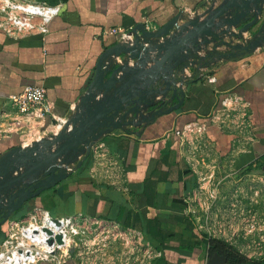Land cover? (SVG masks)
Masks as SVG:
<instances>
[{
    "label": "crops",
    "instance_id": "obj_1",
    "mask_svg": "<svg viewBox=\"0 0 264 264\" xmlns=\"http://www.w3.org/2000/svg\"><path fill=\"white\" fill-rule=\"evenodd\" d=\"M36 1L61 5L60 14L51 21L45 36L13 39L0 29V158L14 148L27 150L36 143L52 141L66 126L69 133L71 120L81 113L79 107L83 109L80 101L88 92L100 57L119 42L123 32L132 33L146 20L158 30L176 16H180L179 26L191 21L203 23L227 2ZM260 7L257 24L247 32L249 38L264 27V0ZM254 14L238 27L216 26L214 33H224L220 41L198 37L194 43L196 59L203 60L214 52L230 53L232 47L239 45L237 38ZM192 31L193 27H187L185 36ZM159 43L153 41L148 46L153 48ZM234 53L217 66L203 67L205 74L215 76L216 84L200 81L185 86L184 103L178 110L147 124L139 118L141 123L137 125L107 133L81 168L77 166L85 153L80 159L69 160L67 165L75 166V171L66 180L25 203L0 227V247L10 221L26 220L35 208H41L54 217L83 213L136 228L162 253L154 264H207L208 242L186 212L188 196L196 185L190 147L203 145L205 148L200 147L196 154L209 153L224 172L228 167L234 178L264 163V44L253 51ZM163 56L150 54L144 68L157 69ZM120 60L122 63L117 66L127 62L131 69L143 68L138 60H129L126 55ZM196 69L200 67H193L191 77L185 81L192 78ZM182 74L183 70L178 73L180 79ZM30 86L43 87L51 106L50 113L38 122L22 117L8 101L9 96ZM228 94L243 98L247 117L243 123L242 115L236 116L230 127H223L221 122L228 119H217L216 110ZM171 96L172 93L157 96L155 102L169 99L167 106L171 107L178 103ZM156 104L159 103L144 113L145 117L157 111ZM133 118L131 115L128 120ZM195 123H205L207 127L200 142L193 145L182 132ZM97 148L101 156L96 155Z\"/></svg>",
    "mask_w": 264,
    "mask_h": 264
},
{
    "label": "water",
    "instance_id": "obj_2",
    "mask_svg": "<svg viewBox=\"0 0 264 264\" xmlns=\"http://www.w3.org/2000/svg\"><path fill=\"white\" fill-rule=\"evenodd\" d=\"M261 3L262 0H227L223 6L212 12L205 22L191 21L186 26L178 25L180 16H176L156 31H147L144 24H139L132 31L133 46H124L118 42L106 50L98 61L87 94L80 101L83 109L80 108L81 113L71 120L72 127L69 133H66L69 126H66L65 131L53 137L52 141L36 143L27 150L14 148L1 156L0 227L5 225L25 203L66 180L71 174L67 172L66 166H69L67 162L85 153L83 160L77 166L81 168L83 161L91 155L94 146L107 133L139 124L141 123L139 118L147 124L155 121L157 117L178 110L184 103L185 92L178 90L175 87L176 83L175 88H172L171 78L166 72L167 70L174 72L173 60L183 58L180 55L181 48L189 43L194 45L200 36L213 37L216 34L213 32L216 26L238 27L255 13L253 20L242 28L243 32H248L258 22L256 13L262 12ZM219 19L221 21L217 24L216 21ZM187 27H193V31L185 36ZM172 33L178 35L175 41L156 46L158 55L164 54L157 69H145L150 53L155 48L146 45L165 39ZM219 34L224 36V33ZM258 34L261 36L257 37ZM258 34L248 45L235 46L230 57L235 55L234 52L253 51L264 44V36H262L264 33ZM122 55L128 56L132 61L138 60L143 68L131 69L127 62L118 66L111 63L105 68L107 61ZM97 93H102L103 96L97 99ZM169 93H172L171 99L177 100V104L157 110L150 117L144 116L146 111L154 107L157 96H165ZM131 115L134 118L128 120ZM226 263L227 259L218 253L207 262V264Z\"/></svg>",
    "mask_w": 264,
    "mask_h": 264
},
{
    "label": "built area",
    "instance_id": "obj_3",
    "mask_svg": "<svg viewBox=\"0 0 264 264\" xmlns=\"http://www.w3.org/2000/svg\"><path fill=\"white\" fill-rule=\"evenodd\" d=\"M60 11L61 5H49L36 0H0V29L13 39L32 35L45 36L49 31V24ZM144 25L147 31H156L148 20ZM177 37V33H172L169 37L160 39L159 45L173 42ZM249 37L247 32L240 33L237 38L239 45L246 46L250 40H254ZM119 43L133 46L134 34L123 32ZM190 51L192 56L196 55L197 50L191 43L184 45L180 51L187 65L183 68V80L175 84L178 90H184V81L191 77L190 70L196 66L190 57ZM150 54L158 55V48L155 47ZM120 58L107 61L105 68L111 63H122ZM221 61L223 58L215 56L210 66H216ZM205 69H199L202 81L215 85V76L205 74ZM166 74L170 78H180L175 71L167 70ZM102 96V93H97V99ZM8 101L17 108L22 117L35 122L43 120L51 111L43 87H27L22 93L9 96ZM156 103L160 104L159 101ZM161 103L169 106L171 100ZM246 109V103L241 96L228 94L222 98L216 116L220 121L221 118L228 119L225 120L226 123L222 121L221 125L230 127L236 116L242 115L244 123ZM206 127L205 123L191 124L185 127L182 135L193 145L198 144L206 132ZM96 146L97 144L94 148ZM98 154L100 152L97 148L96 155ZM66 169L68 173H73L75 166L69 165ZM161 257L162 253L136 228L124 227L117 222L93 218L83 213L54 217L41 208H35L26 220L10 221L7 238L0 247V264H71L72 261L75 264H154Z\"/></svg>",
    "mask_w": 264,
    "mask_h": 264
},
{
    "label": "rangeland",
    "instance_id": "obj_4",
    "mask_svg": "<svg viewBox=\"0 0 264 264\" xmlns=\"http://www.w3.org/2000/svg\"><path fill=\"white\" fill-rule=\"evenodd\" d=\"M200 147L203 145L190 147L196 185L187 199V216L205 239L230 245L249 259L264 261V163L234 178L229 168L224 172L209 153L196 154ZM8 228L9 223L5 239Z\"/></svg>",
    "mask_w": 264,
    "mask_h": 264
},
{
    "label": "trees",
    "instance_id": "obj_5",
    "mask_svg": "<svg viewBox=\"0 0 264 264\" xmlns=\"http://www.w3.org/2000/svg\"><path fill=\"white\" fill-rule=\"evenodd\" d=\"M258 33H264V27L259 30ZM223 34H214L213 39L216 41L222 40ZM256 37V36H255ZM234 47L231 48L230 53H221V52H214L209 54L205 59L203 60H198L196 59L195 56H192L190 53V57L193 58V64H196L198 67H204V66H209L215 56L224 58V59H231L230 54L233 52ZM242 53V52H241ZM175 69L174 71L178 74L183 70V68L187 65V63L183 60V58H176L173 60ZM217 66V65H216ZM199 70H195L193 73V76L191 79L184 81L185 86L189 87L193 84H196L200 81H202V77L200 76ZM170 81L172 82V88L174 89V84L177 81H181L180 78H171ZM156 109L161 110V109H167L168 107L165 105V103H160L156 104ZM208 249L210 251V254L213 253H218L222 256H224L227 259L226 264H264V261H256L249 259L245 257L244 255H241L238 253L235 249H233L230 245L218 242L216 240H208Z\"/></svg>",
    "mask_w": 264,
    "mask_h": 264
},
{
    "label": "flooded vegetation",
    "instance_id": "obj_6",
    "mask_svg": "<svg viewBox=\"0 0 264 264\" xmlns=\"http://www.w3.org/2000/svg\"><path fill=\"white\" fill-rule=\"evenodd\" d=\"M225 185H227V183H226ZM252 210H253V209H252ZM252 210H251V211H252ZM253 214H254V213H253V211H252L251 215H253ZM192 221H193V220H192ZM194 223H195V222H194ZM206 240H207V241H208V240L210 241V240H214V239H211V238H210V239H206ZM208 252H209V256H210V258H212V257L214 256V254H215V253L210 254V251H209V250H208ZM219 255H220V254H219Z\"/></svg>",
    "mask_w": 264,
    "mask_h": 264
}]
</instances>
